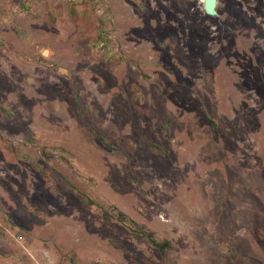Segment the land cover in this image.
<instances>
[{
  "label": "rangeland",
  "instance_id": "1",
  "mask_svg": "<svg viewBox=\"0 0 264 264\" xmlns=\"http://www.w3.org/2000/svg\"><path fill=\"white\" fill-rule=\"evenodd\" d=\"M216 10L0 0V264H264V0Z\"/></svg>",
  "mask_w": 264,
  "mask_h": 264
},
{
  "label": "trees",
  "instance_id": "2",
  "mask_svg": "<svg viewBox=\"0 0 264 264\" xmlns=\"http://www.w3.org/2000/svg\"><path fill=\"white\" fill-rule=\"evenodd\" d=\"M145 239L150 242L153 246H155L161 253H164L167 248L171 246L170 241H158L156 240L151 233H143Z\"/></svg>",
  "mask_w": 264,
  "mask_h": 264
},
{
  "label": "water",
  "instance_id": "3",
  "mask_svg": "<svg viewBox=\"0 0 264 264\" xmlns=\"http://www.w3.org/2000/svg\"><path fill=\"white\" fill-rule=\"evenodd\" d=\"M204 2V8L206 13L210 14V15H216L217 14V3L218 0H203Z\"/></svg>",
  "mask_w": 264,
  "mask_h": 264
},
{
  "label": "bare ground",
  "instance_id": "4",
  "mask_svg": "<svg viewBox=\"0 0 264 264\" xmlns=\"http://www.w3.org/2000/svg\"><path fill=\"white\" fill-rule=\"evenodd\" d=\"M44 52L47 53V50H45Z\"/></svg>",
  "mask_w": 264,
  "mask_h": 264
}]
</instances>
